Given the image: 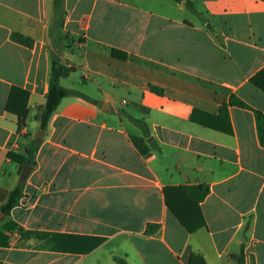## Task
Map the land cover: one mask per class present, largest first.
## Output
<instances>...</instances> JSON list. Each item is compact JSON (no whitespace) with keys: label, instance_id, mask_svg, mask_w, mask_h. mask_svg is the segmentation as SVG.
<instances>
[{"label":"crops","instance_id":"1","mask_svg":"<svg viewBox=\"0 0 264 264\" xmlns=\"http://www.w3.org/2000/svg\"><path fill=\"white\" fill-rule=\"evenodd\" d=\"M62 12V59L77 71L61 85L97 104L61 102L20 205L3 216L21 182L8 155L42 131L50 31ZM13 89L29 93L22 131L7 111ZM232 96L248 107L223 114ZM254 110L264 113V0H63L59 9L56 0H0V264H236L243 245L245 264H264V147ZM130 118L144 119L158 144L146 160L130 141L143 135ZM200 185L210 188L199 203L205 224L189 233L165 190L200 220L194 201L181 198ZM12 224L32 233L9 231Z\"/></svg>","mask_w":264,"mask_h":264},{"label":"trees","instance_id":"2","mask_svg":"<svg viewBox=\"0 0 264 264\" xmlns=\"http://www.w3.org/2000/svg\"><path fill=\"white\" fill-rule=\"evenodd\" d=\"M177 2H181V0H175ZM63 4V0H56V6L59 9V6ZM187 7L195 14H198L194 4L188 1ZM64 12L61 13L60 18L56 20L54 25V30L50 31L51 36V47H52V64H51V73H50V81H49V91L46 96V103L44 106L39 108L38 113L36 115V119L40 122V128L43 131H46L51 118L54 113L57 111L61 102L67 97H78L84 99L87 102L97 104V101L88 97L78 90L68 89L61 85V79L69 77L72 73L77 71L75 65L69 66L62 59V49L63 43L68 39V35L64 34L63 26H64ZM11 39L23 46L32 48L34 46V40L30 37L22 35L20 33H13L11 35ZM112 54L116 58L126 59V54H121L120 51L113 49ZM150 89L156 92L159 95L163 94V90L158 87L151 86ZM20 95H19V94ZM28 99L29 93L25 91H21L18 89H13L9 101L7 104V111L15 114L18 117V128L19 131H22L27 126V120L29 116L28 110ZM229 105H239L240 107L247 108L248 106L242 102L236 100L233 96L230 99L228 104H224L221 108L223 114L228 113ZM258 135L260 139L261 145L264 147V113L259 110H254ZM131 122L134 123L141 131L142 137H132L130 136V141L137 151L138 155L146 160L148 157L152 155L154 150H159L158 144L151 139L150 130L148 125L144 119H135L130 118ZM41 141L34 139V141L26 147L23 152L15 153L11 152L8 155V158L13 162L20 164L21 172L25 165H31L32 167L37 166L36 156L38 150L40 148ZM24 188L25 181H22L18 184V186L11 191L8 196L6 203L2 208V212L5 215H10L11 211L20 205L21 199L24 197ZM210 193V188L205 185H200L196 187L186 188L184 192L181 193L182 196L188 199H191L196 204V210L198 212V216H200V220L191 215L188 210H186V202H182L180 198H176V201L173 202L169 196V189L165 190L166 202L170 211L174 214L177 220L181 223V225L189 232L194 233L199 227L205 224L204 218L201 214L199 203L204 201V199ZM180 199V200H179ZM186 207V208H185ZM12 228L18 229L21 235L25 233H32L26 231L24 228L12 224V227L8 229L9 231ZM8 244H6L7 246ZM187 256V255H186ZM190 257V254L188 255ZM187 257V262L189 259ZM236 260V264H245V245L242 246V250L240 254L234 256ZM115 261L117 264H130L125 258L115 257ZM204 263V261H202Z\"/></svg>","mask_w":264,"mask_h":264},{"label":"water","instance_id":"3","mask_svg":"<svg viewBox=\"0 0 264 264\" xmlns=\"http://www.w3.org/2000/svg\"><path fill=\"white\" fill-rule=\"evenodd\" d=\"M186 4V2L184 3ZM45 132L42 130L38 133V136H37V140L38 141H41L43 136H44ZM33 170V167L31 165H25L23 170H22V173L20 175V179L22 181H25L27 180V178L29 177L30 173L32 172ZM2 215L4 216V213H2Z\"/></svg>","mask_w":264,"mask_h":264},{"label":"rangeland","instance_id":"4","mask_svg":"<svg viewBox=\"0 0 264 264\" xmlns=\"http://www.w3.org/2000/svg\"><path fill=\"white\" fill-rule=\"evenodd\" d=\"M68 40V39H67ZM64 45H66V44H64Z\"/></svg>","mask_w":264,"mask_h":264}]
</instances>
